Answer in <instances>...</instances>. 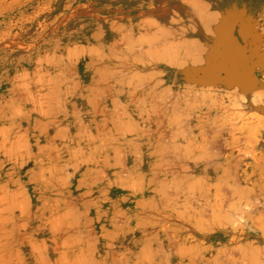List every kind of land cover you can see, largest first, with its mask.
<instances>
[{
    "label": "rangeland",
    "instance_id": "rangeland-1",
    "mask_svg": "<svg viewBox=\"0 0 264 264\" xmlns=\"http://www.w3.org/2000/svg\"><path fill=\"white\" fill-rule=\"evenodd\" d=\"M0 264H264V0H0Z\"/></svg>",
    "mask_w": 264,
    "mask_h": 264
},
{
    "label": "crops",
    "instance_id": "crops-1",
    "mask_svg": "<svg viewBox=\"0 0 264 264\" xmlns=\"http://www.w3.org/2000/svg\"><path fill=\"white\" fill-rule=\"evenodd\" d=\"M228 63V59L225 58H220V59H209V61L202 65L201 68L199 69V72H202V79H210L209 77V70H214L215 66L218 65L219 68H217L216 66V70H217V74H216V78H219L220 80H215L213 82L219 81L222 83H226L227 81H236V83H240L241 81V73L240 71H238L237 69H235L234 71H231L230 73H225L224 71H220V66L221 64H226ZM216 64V65H215ZM241 84V83H240Z\"/></svg>",
    "mask_w": 264,
    "mask_h": 264
}]
</instances>
